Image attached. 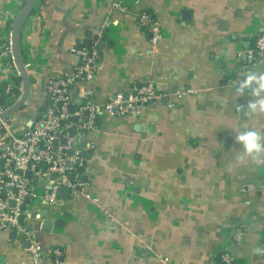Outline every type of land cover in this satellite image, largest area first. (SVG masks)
I'll return each instance as SVG.
<instances>
[{
    "label": "crops",
    "instance_id": "0c3cea01",
    "mask_svg": "<svg viewBox=\"0 0 264 264\" xmlns=\"http://www.w3.org/2000/svg\"><path fill=\"white\" fill-rule=\"evenodd\" d=\"M120 1L127 11L112 0H36L22 26L30 90L6 119L14 134L49 102V79L75 74L82 47L96 48L98 60L92 79L70 85L73 105L148 82L159 93L133 113L97 115L86 146L75 147L84 164L73 167L66 199L42 203L51 177L31 173L25 231L49 253L45 264H214L220 253L264 264V163H241L235 140L237 131H264V114L247 111L251 88L237 95L247 75L264 72V53L245 69V52L264 33V0ZM23 3L0 0V36ZM142 12L160 28L155 47L138 24ZM2 60L0 81L12 75ZM11 232L0 230V264H33Z\"/></svg>",
    "mask_w": 264,
    "mask_h": 264
},
{
    "label": "built area",
    "instance_id": "2783aa9c",
    "mask_svg": "<svg viewBox=\"0 0 264 264\" xmlns=\"http://www.w3.org/2000/svg\"><path fill=\"white\" fill-rule=\"evenodd\" d=\"M111 3L116 10L122 12L128 10L120 0H112ZM138 24L149 28L150 44L153 47L157 46L161 38L158 24L152 23L149 15L143 12L138 14ZM9 33L10 30L4 34V38ZM7 42L8 44L4 46L0 44L2 59L11 58L10 42L8 40ZM263 53L264 33H260L257 35L254 47L245 52L246 71L256 64L255 55ZM77 54L80 65L74 75L61 73L48 80L49 102L42 116L40 114L35 116L30 126L20 134L12 133L6 120L0 121V230L15 231L24 237L28 243L26 251L33 264H45L44 258L49 253L42 251L34 236L25 231L23 222H19V217L25 213L21 207L32 196L31 177H26L25 172L30 171L38 177L42 174L50 176L49 184L44 189L40 200L46 205L59 203L60 199L56 195L57 189L60 186L68 188L74 186L69 181V176L72 175L71 169H74L73 167L81 160L75 151L73 155L67 154V151L73 148V141L79 144L85 133L93 129L97 115L104 111L116 115L133 113L138 107L159 98V93L153 84L148 82L135 88L131 94H116L103 104L84 102L83 106L74 109L71 106L73 98L69 85L79 79H92L95 76V64L98 60V51L94 47H82L77 50ZM25 68L27 70L26 65ZM13 71V75L18 76L14 64ZM13 85L14 81L10 79L8 90ZM19 95L20 93L16 96L10 95L7 98L9 105L0 106V113L16 103ZM70 107L72 110H69ZM73 117L76 118L75 121ZM62 139H66L67 142L61 144ZM53 141H56V144ZM67 164L71 167L68 168ZM14 189L17 191L14 192ZM242 235L240 232L235 233L234 240L241 241ZM221 262V264H236L230 254H223Z\"/></svg>",
    "mask_w": 264,
    "mask_h": 264
},
{
    "label": "water",
    "instance_id": "95a60500",
    "mask_svg": "<svg viewBox=\"0 0 264 264\" xmlns=\"http://www.w3.org/2000/svg\"><path fill=\"white\" fill-rule=\"evenodd\" d=\"M36 0H25L20 11L18 12L17 16L14 18L11 28H10V33L9 35L5 36V39L8 40L10 42V47H11V58L13 61V64L18 72V76L20 78V95L18 97V100L16 101V103H14L11 107H9L8 109L2 111L0 113V121H4L7 118H9L11 115H13L14 113H16L17 111H19L23 106L24 103L27 99L29 90H30V78L28 76L27 70L25 68V65L22 61V57H21V53L19 50V38H20V34H21V29L22 26L25 22V20L27 19V17L30 15L34 4H35ZM69 110H72V107H70ZM73 120L75 121L76 118L73 117ZM67 142L66 139H62L61 140V144H65ZM54 144H56V141H53ZM73 148L67 151V154L69 155H73L74 154V148L77 147L78 143L76 141L72 142ZM79 146L81 148H84L86 146V142H81L79 143ZM91 148H93V145H91ZM79 157H82L83 154L79 153L78 155ZM88 158H91V155L88 156ZM77 164H84V162H80L78 161ZM68 168L71 167L70 164L66 165ZM38 168H36L37 170ZM78 172L81 171V167H77ZM26 177H30L31 176V172L30 171H26L24 174ZM38 176H34L33 180H37ZM86 180V177H82V182H84ZM69 181L73 182L74 181V176L70 175L69 176ZM17 190L14 189V192H16ZM70 192V188L66 187V186H60L57 189V198L59 199H66L68 197V194ZM22 211L26 210V205H22L21 207ZM33 216V214H32ZM63 217H66V214H63ZM19 222H23V216L19 217ZM50 224V220H47L44 222V227L45 225L49 226ZM56 225H61V221L57 220L55 221ZM43 227V229H45ZM48 230V229H46ZM16 234V232L12 231L11 235L14 236Z\"/></svg>",
    "mask_w": 264,
    "mask_h": 264
},
{
    "label": "clouds",
    "instance_id": "9594fccd",
    "mask_svg": "<svg viewBox=\"0 0 264 264\" xmlns=\"http://www.w3.org/2000/svg\"><path fill=\"white\" fill-rule=\"evenodd\" d=\"M251 88V97L247 101V111L250 114H264V72L253 71L240 82L237 95H243L246 89ZM235 140L243 145L244 158H250L254 163H264V131L249 128L247 131H237Z\"/></svg>",
    "mask_w": 264,
    "mask_h": 264
},
{
    "label": "trees",
    "instance_id": "16d2710c",
    "mask_svg": "<svg viewBox=\"0 0 264 264\" xmlns=\"http://www.w3.org/2000/svg\"><path fill=\"white\" fill-rule=\"evenodd\" d=\"M25 0H23L24 2ZM11 28V22H8L5 26H4V33L2 34V36H0V44H2V46L4 45H7L8 42L7 40L4 38V34L5 32L9 31ZM146 30H148L149 28L148 27H145ZM257 56V55H256ZM255 56V58H256ZM254 58V59H255ZM3 63L4 65L6 66H9V68L11 69V72H12V75L11 77L7 80H4V81H0V106L1 107H7L9 104H8V101L9 99H7L10 95H18L20 93V78L18 76H14L13 75V64H12V59L10 57H5L3 58ZM12 79L14 81V85L10 88V90H8V81ZM72 85V83L70 84ZM70 85H69V88H70ZM48 105V102L40 109V116L43 115L44 113V110L46 108V106ZM74 109H76L78 106L76 105H71ZM70 120V119H69ZM71 172L74 173V169H71ZM263 242H264V233H263ZM223 254H229V253H220L216 259H215V263L214 264H221V256ZM235 262V261H234ZM236 264H238L237 262H235Z\"/></svg>",
    "mask_w": 264,
    "mask_h": 264
}]
</instances>
